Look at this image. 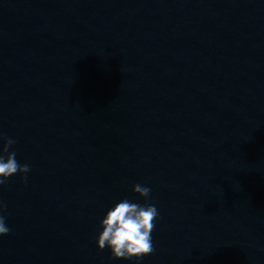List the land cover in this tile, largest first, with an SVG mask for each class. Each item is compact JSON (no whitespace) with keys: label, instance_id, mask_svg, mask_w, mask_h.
I'll return each mask as SVG.
<instances>
[{"label":"water","instance_id":"water-1","mask_svg":"<svg viewBox=\"0 0 264 264\" xmlns=\"http://www.w3.org/2000/svg\"><path fill=\"white\" fill-rule=\"evenodd\" d=\"M0 133V264H264V0H0ZM126 198L139 261L96 246Z\"/></svg>","mask_w":264,"mask_h":264},{"label":"clouds","instance_id":"clouds-1","mask_svg":"<svg viewBox=\"0 0 264 264\" xmlns=\"http://www.w3.org/2000/svg\"><path fill=\"white\" fill-rule=\"evenodd\" d=\"M16 141L0 133V187L8 179L20 174L27 179L30 171L28 164L21 165L16 159V153L10 151ZM133 194L147 200L151 189L139 183L133 185ZM5 205L0 201V237L6 236L11 229L6 224L3 215ZM158 210L154 204L140 205L129 199H123L109 209L102 218L96 238L98 250L109 249L111 259L136 260L152 254L154 251L151 233L156 226Z\"/></svg>","mask_w":264,"mask_h":264}]
</instances>
